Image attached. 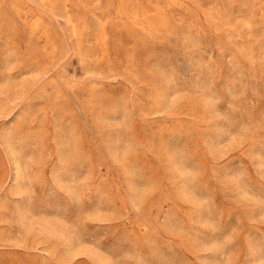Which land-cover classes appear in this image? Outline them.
<instances>
[{"label": "rangeland", "instance_id": "1", "mask_svg": "<svg viewBox=\"0 0 264 264\" xmlns=\"http://www.w3.org/2000/svg\"><path fill=\"white\" fill-rule=\"evenodd\" d=\"M0 264H264V0H0Z\"/></svg>", "mask_w": 264, "mask_h": 264}]
</instances>
